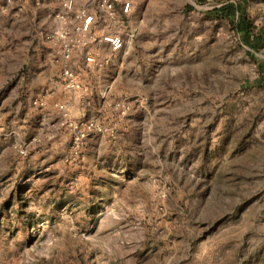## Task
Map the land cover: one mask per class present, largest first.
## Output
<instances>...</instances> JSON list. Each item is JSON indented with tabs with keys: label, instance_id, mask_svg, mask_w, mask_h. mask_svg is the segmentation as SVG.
<instances>
[{
	"label": "rangeland",
	"instance_id": "rangeland-1",
	"mask_svg": "<svg viewBox=\"0 0 264 264\" xmlns=\"http://www.w3.org/2000/svg\"><path fill=\"white\" fill-rule=\"evenodd\" d=\"M127 1L0 0V264H264V0Z\"/></svg>",
	"mask_w": 264,
	"mask_h": 264
},
{
	"label": "built area",
	"instance_id": "built-area-1",
	"mask_svg": "<svg viewBox=\"0 0 264 264\" xmlns=\"http://www.w3.org/2000/svg\"><path fill=\"white\" fill-rule=\"evenodd\" d=\"M12 2H14V0H6L7 4H11ZM97 4L100 12H102L108 20H114L116 18L118 8H120L121 12L125 15L129 14L131 10L130 2L123 0H97ZM62 9L68 14L72 13L74 11L73 0H62ZM76 19L78 22L74 27V32H76L79 36L86 38V40L88 38L90 41H95V38L93 39L89 37L91 30L95 25V17L87 10L82 9L76 12ZM40 36L42 40L48 42L54 38L65 39L67 37V33H54L51 36L40 34ZM99 40L108 45L110 51L112 52H119L123 48V40L118 35L105 34L102 35ZM86 61L88 63H92L94 62V59L92 57H87ZM63 78L67 83V88L71 90H76L78 88L77 82L68 70L63 72Z\"/></svg>",
	"mask_w": 264,
	"mask_h": 264
},
{
	"label": "trees",
	"instance_id": "trees-1",
	"mask_svg": "<svg viewBox=\"0 0 264 264\" xmlns=\"http://www.w3.org/2000/svg\"><path fill=\"white\" fill-rule=\"evenodd\" d=\"M215 11L219 18L229 20L237 30L243 33L247 42H250L252 46L257 45L259 40H262V36L253 37L251 35L253 28L251 21L243 13L244 9L239 1L225 3Z\"/></svg>",
	"mask_w": 264,
	"mask_h": 264
},
{
	"label": "crops",
	"instance_id": "crops-1",
	"mask_svg": "<svg viewBox=\"0 0 264 264\" xmlns=\"http://www.w3.org/2000/svg\"><path fill=\"white\" fill-rule=\"evenodd\" d=\"M123 1H127V0H123ZM128 2H129V1H128ZM129 15H130V12H129V14L125 15V14H123V13L121 12L120 8H118L116 19H117V20L120 19V20H122V22L124 23V21L129 17ZM118 21H119V20H118ZM123 23H122V24H123Z\"/></svg>",
	"mask_w": 264,
	"mask_h": 264
}]
</instances>
